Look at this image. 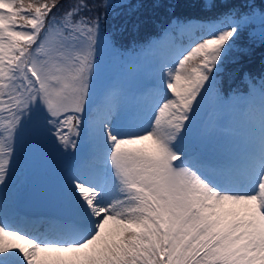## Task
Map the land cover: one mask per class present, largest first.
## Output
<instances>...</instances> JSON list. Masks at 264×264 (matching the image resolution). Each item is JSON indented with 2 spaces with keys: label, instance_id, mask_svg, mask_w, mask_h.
Wrapping results in <instances>:
<instances>
[{
  "label": "snow or ice",
  "instance_id": "snow-or-ice-1",
  "mask_svg": "<svg viewBox=\"0 0 264 264\" xmlns=\"http://www.w3.org/2000/svg\"><path fill=\"white\" fill-rule=\"evenodd\" d=\"M221 6L204 24L169 22L193 43L162 71L146 126L100 123L97 151L68 175L69 227L33 234L0 218V264H264V75L245 74L259 117L242 177L189 138L198 98L215 87L240 35L264 45V0L203 4ZM59 7L0 0V184L24 129L73 149L72 136L82 125L87 132L96 54L111 41L101 21L123 4L75 0L53 13Z\"/></svg>",
  "mask_w": 264,
  "mask_h": 264
},
{
  "label": "rangeland",
  "instance_id": "rangeland-1",
  "mask_svg": "<svg viewBox=\"0 0 264 264\" xmlns=\"http://www.w3.org/2000/svg\"><path fill=\"white\" fill-rule=\"evenodd\" d=\"M137 2L139 3V7L136 6V8L140 11V5L145 3L146 0H139ZM213 2L220 4L221 0H213ZM161 3L163 4V2ZM152 13V11L147 13L150 17L148 19L149 23L151 21L154 23L158 19V14L153 16ZM190 22L193 24L205 23L195 20H191ZM243 36L242 33L240 37L243 39ZM192 43L193 41L188 34L179 31L173 32L171 29H168L160 38L155 40L153 46L148 52L145 51V53L144 51H135L122 55L120 52L111 49L109 44H102L104 46L99 48L98 52L101 50L103 56L101 61H95L94 75L92 76L99 83L97 85H93L95 81L91 83L89 102L86 105V112L82 116V119L87 118L91 133L86 134L82 125L80 135L78 137L72 136V139L77 144V148L75 149L71 148V146L63 148L59 140L37 139L30 128H26L22 133H19L13 142L14 152L9 166L11 169L8 171L5 182L0 184V211L12 209V202L16 200L13 186L22 189L26 187L23 181L27 172H31L35 163H39L50 177L53 173L65 175L63 179L64 187H68L69 192L68 175L71 174L76 163L78 165L85 158V153H87H81L80 148L82 145H86L92 141L96 142V133L102 121L119 122L126 127L131 125L138 127L146 126V117L151 114L152 105L155 103L156 98V94L148 95L150 92L146 84L151 82L150 80L160 82L162 71L166 67L171 66L176 57L184 52ZM239 48L240 46L236 43V46L225 58L235 60L236 62L240 61L242 53ZM137 57L147 59L137 64L134 63L138 60ZM107 62H110L111 65ZM123 62L129 63L125 64L121 72L117 71L120 67H123ZM104 67H107L111 72L117 71V74L106 77ZM136 72H140L142 76V79L137 81L139 82L137 84L129 80L130 77L133 78V73ZM215 75L217 81L219 79L218 72ZM101 84L102 88H100ZM112 86H122L121 91L119 90L117 94L111 92L115 95L113 100L116 111L109 113V109L101 105L91 110L89 103L93 102L91 98L92 92L97 89L92 97H96L97 101H103V98H108V90L110 89L111 91L110 87ZM209 94L210 92L206 93L203 98H198L199 103L194 113L191 114L190 140L194 144L197 142L199 144L198 139H200L201 143L214 153V156L217 157L216 160H220L221 155L219 154H222L227 149L244 152V144L247 138L252 139L253 130H251V125L258 126L259 111L250 107L249 101H247L248 103L246 102V95H239L235 100L227 102L224 99H212ZM255 94L256 92L253 91L249 93V96L253 97ZM241 108H244L245 111L242 112ZM200 116H202V119H200ZM197 118L199 119V123ZM223 125L242 127L244 128V135L242 137L240 135L232 137L222 129ZM203 151L207 153L204 149ZM239 155L244 157L243 154ZM26 167L28 168L27 170H25ZM243 172L244 170H241V172L240 170H236V174L241 177L243 176ZM12 212H14L13 209Z\"/></svg>",
  "mask_w": 264,
  "mask_h": 264
},
{
  "label": "trees",
  "instance_id": "trees-1",
  "mask_svg": "<svg viewBox=\"0 0 264 264\" xmlns=\"http://www.w3.org/2000/svg\"><path fill=\"white\" fill-rule=\"evenodd\" d=\"M139 0H115L117 4H123V7H115L108 12L106 20L102 18V30L111 34V46L122 55L129 52H141L148 49L153 44L155 38L161 36L168 28L170 21L174 19H200L209 21L219 12L226 11L225 6L212 10H205L204 0H146L141 4V10L137 7ZM101 0H88V3L98 5ZM163 2V4L161 3ZM247 0H227V6L241 5ZM257 4L262 0H255ZM75 0H60V7L53 9V13L60 14L66 11ZM135 3H137L135 5ZM102 11V9H97ZM153 12V16L158 14V19L149 23L150 17L147 15ZM93 15L96 14L94 11ZM243 39L236 40L240 46L241 60H228L224 58L222 71H218L219 79L215 87L210 91L214 99L232 100L234 94L238 92H250L245 74H251L252 77L259 79L264 75V45H261L258 39H250L248 32L243 33ZM145 56V55H144ZM143 56V57H144ZM139 61L144 58L137 57ZM137 60V61H138Z\"/></svg>",
  "mask_w": 264,
  "mask_h": 264
},
{
  "label": "water",
  "instance_id": "water-1",
  "mask_svg": "<svg viewBox=\"0 0 264 264\" xmlns=\"http://www.w3.org/2000/svg\"><path fill=\"white\" fill-rule=\"evenodd\" d=\"M43 171L40 166H37L32 172L30 178L33 181L30 194L26 195L23 199H32L33 202L43 201L46 196L53 197L60 191V181H57L54 177L48 179L43 175ZM39 193V194H38Z\"/></svg>",
  "mask_w": 264,
  "mask_h": 264
},
{
  "label": "bare ground",
  "instance_id": "bare-ground-1",
  "mask_svg": "<svg viewBox=\"0 0 264 264\" xmlns=\"http://www.w3.org/2000/svg\"><path fill=\"white\" fill-rule=\"evenodd\" d=\"M152 92H153L154 94H156V90H153ZM229 135H231L232 137H235V136H236L234 133H231V132H229Z\"/></svg>",
  "mask_w": 264,
  "mask_h": 264
}]
</instances>
